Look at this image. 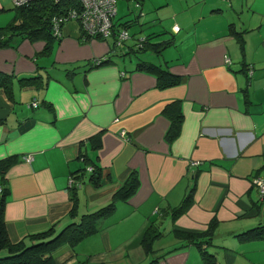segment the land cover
Segmentation results:
<instances>
[{
    "label": "crops",
    "instance_id": "1",
    "mask_svg": "<svg viewBox=\"0 0 264 264\" xmlns=\"http://www.w3.org/2000/svg\"><path fill=\"white\" fill-rule=\"evenodd\" d=\"M135 5L138 13L114 18L106 38L85 37L76 20L79 26L63 24L44 57L43 39L0 47V71L12 80L9 96L0 87L8 237L29 241L53 225L59 230L76 219L69 215L73 200L78 215L95 210L135 170L137 190L117 201L95 233L53 251L54 264H208L203 248L213 264H264V192L255 183L264 180V0ZM7 9L13 17L11 1L0 0V11ZM10 17L0 14V26ZM125 24L137 25L134 42L115 44ZM166 40L172 42L155 46ZM143 49L145 56L125 60ZM101 56L110 60L89 66ZM140 61L179 82L161 86ZM35 75L37 81H19ZM175 100L183 120L170 142L163 110ZM89 160L101 168L98 187L88 179ZM69 177L80 185L68 186ZM187 193L191 201L175 212ZM259 226L262 236L241 235Z\"/></svg>",
    "mask_w": 264,
    "mask_h": 264
},
{
    "label": "trees",
    "instance_id": "2",
    "mask_svg": "<svg viewBox=\"0 0 264 264\" xmlns=\"http://www.w3.org/2000/svg\"><path fill=\"white\" fill-rule=\"evenodd\" d=\"M73 3L74 0H34L29 4L22 6H15L13 4L14 16L5 26H0V47L8 44L7 33L13 34L18 31V33L24 32L26 35L25 37L31 40L37 38L44 39L45 44L41 49V54H48L51 50L52 43L60 38L53 35L51 30V18L55 13L63 11L68 6L73 5ZM62 25L63 24H61V29ZM80 27L82 28L81 23ZM123 27H127V25L125 24ZM85 37L101 38L102 36L85 35ZM171 42V40H166L155 46L163 48ZM115 44L117 43L115 42ZM109 60L110 58L107 56L94 58L89 66H98L108 62ZM137 64V67L157 75L160 79L161 86L175 84L180 80L178 75L172 74L167 69L162 68L156 63L150 61H140ZM38 78L39 75H35L32 77L20 78L19 81H37ZM11 81L10 74L0 71V87L4 89L8 96L10 95L12 88ZM163 112L169 118V126L165 131V139L171 142L178 135L183 120V112L180 101L175 100L167 104L164 107ZM95 147H97V145ZM88 164H91L92 166V169L88 174V179L93 186L98 187L100 185L101 168L93 160H89ZM75 177L78 178L79 176L75 175ZM138 186L139 177L137 172L133 170L106 204L90 212L78 215L76 211V203L73 200L69 215L72 218L76 217V219H73L69 223L65 224L57 231L53 225L45 230L30 234L28 238L29 241L20 239L15 242L10 240L5 228L3 219L4 194H2L0 196V264H54V260L52 258L53 251L63 244L74 246L86 236L95 233L98 230L100 220L106 218L113 212L117 201L129 198L137 190ZM190 194L191 193H187L180 206L176 208L175 212L182 211L183 208L186 207L192 198ZM73 198H77L76 188L74 187H72V199ZM144 233H146V231ZM146 234L148 235L147 238L145 234L143 235L146 238L143 241L145 244H147L146 241L148 243L151 242V236H149L150 233ZM262 234L263 228L262 226H259L249 229L241 235L258 237L262 236ZM202 255L208 264L214 263L213 257H211V255L208 254L204 248ZM146 264H157V260L152 258Z\"/></svg>",
    "mask_w": 264,
    "mask_h": 264
},
{
    "label": "built area",
    "instance_id": "3",
    "mask_svg": "<svg viewBox=\"0 0 264 264\" xmlns=\"http://www.w3.org/2000/svg\"><path fill=\"white\" fill-rule=\"evenodd\" d=\"M15 6L29 4L34 0H12ZM117 0H74L73 5L68 6L63 11L55 13L51 18V30L53 35L61 36V24L68 18H76L80 21L85 35H99L108 37L113 33L114 16L116 13ZM129 34L127 27L118 28L116 31L115 42L122 43ZM142 46V43H139ZM248 73L252 74V69H248ZM32 104H37L33 102ZM121 135L125 136V131L121 130ZM25 160L31 159V154H26ZM92 166L88 167L91 170ZM255 183L259 188L260 195L263 196L264 180L256 179ZM80 183L74 177H69L68 186H79ZM3 190L2 182L0 181V193Z\"/></svg>",
    "mask_w": 264,
    "mask_h": 264
},
{
    "label": "rangeland",
    "instance_id": "4",
    "mask_svg": "<svg viewBox=\"0 0 264 264\" xmlns=\"http://www.w3.org/2000/svg\"><path fill=\"white\" fill-rule=\"evenodd\" d=\"M6 1H8V0H6ZM11 1V3L13 4V1L12 0H10ZM137 0H118V13H117V15L115 14V16H114V18L117 20L118 19V17H122L123 16V18L124 19H126V18H131L132 16H135L137 13H138V11H139V6H136L135 5V2H136ZM156 0H146V8L147 9H149V7H150V5H151V2H155ZM7 11H9V12H11V17H10V20H11V18H12V15H13V10L12 9H7V10H2V11H0V14H4V13H6ZM10 20H6L5 22H3L1 25H3V26H5ZM76 18H68V19H66L65 21H64V23L65 24H68V23H70V22H76ZM63 23V24H64ZM77 23V22H76ZM77 25L79 26V24L77 23ZM63 26V25H62ZM121 28H124L123 26L121 27ZM137 29V25L135 26V25H131V26H129V27H127V31H128V34H129V39L126 41L127 43H132V42H134V41H132L131 39H133V35H134V33L137 31L136 30ZM151 29L150 28H148V29H146L145 31H150ZM171 31V30H170ZM145 32H143L142 34H144ZM8 35H7V37H8V44H10V45H12L13 44V42H17V45L19 44V42L21 41V40H24L26 37V35H25V33L23 32V33H18V31H16L15 33H13V34H9V33H7ZM171 34H172V32H171ZM9 35H10V37H9ZM27 39H29V38H27ZM29 40H31V39H29ZM38 40H42L41 38H37V39H33V40H31L32 42H36V41H38ZM44 40V39H43ZM56 40V39H55ZM137 47H138V45H136ZM139 48V47H138ZM146 52H149V50H147V49H143V50H137V51H133V52H130L129 54H127V55H125L124 56V58H125V60H130V58H132V59H134L135 58V56L136 55H138V57L139 56H145L144 54L146 53ZM15 55H11L10 56V58H12V57H14ZM44 56H46V54H40L39 55V57H44Z\"/></svg>",
    "mask_w": 264,
    "mask_h": 264
}]
</instances>
